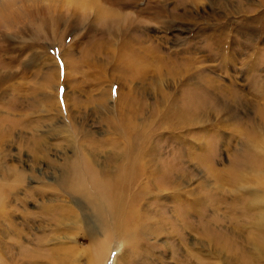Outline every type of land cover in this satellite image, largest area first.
Returning a JSON list of instances; mask_svg holds the SVG:
<instances>
[{"label":"rangeland","instance_id":"1","mask_svg":"<svg viewBox=\"0 0 264 264\" xmlns=\"http://www.w3.org/2000/svg\"><path fill=\"white\" fill-rule=\"evenodd\" d=\"M115 1L146 24L132 36L155 39L164 60L153 83L118 74L107 52L119 37L91 21L0 36V264H90L95 240L109 245L106 264H264V185L241 174L250 163H235L251 154L238 131L264 127V0ZM94 70L106 80L97 85ZM183 108L180 121L172 110ZM126 114L135 141L150 136L156 172L128 192L137 233L111 243L67 184L85 153L115 178L129 126L113 120Z\"/></svg>","mask_w":264,"mask_h":264},{"label":"bare ground","instance_id":"2","mask_svg":"<svg viewBox=\"0 0 264 264\" xmlns=\"http://www.w3.org/2000/svg\"><path fill=\"white\" fill-rule=\"evenodd\" d=\"M115 2H116L115 4H118L120 6L122 4L121 2H118V1H115ZM68 9L69 11L72 10L71 5L68 6ZM140 14H144V13H142L141 11ZM60 22L61 20L58 19L55 21V24L60 23ZM91 22L95 23L94 21H91ZM123 23H127V27L121 31L119 26H117L116 34L114 35V36H118L120 39V42L119 40H117V38L114 39V45H116V41L117 43H119L116 45L115 51L112 53L107 52L106 50L104 51H106L107 53H110V55L113 54L112 56L117 57V60L119 61L118 64L116 65V68L119 69L118 74L126 73L130 75L129 78L133 76V77L140 78L143 80H146V78H149L150 83H153V81L156 78L152 76V73L154 72L157 65L161 64V62L159 61L161 60L163 62L164 60L162 59L163 57L161 58V57L155 56L157 53L156 52L157 45H155L154 43L155 39H151L147 37L146 45H144L145 43L141 44L142 41L140 38L139 39L136 38L138 37L137 35H133V36L131 35V32H133V30L135 29L139 30L138 26L142 25V28H143L146 25L145 22L140 17L134 16L132 18L131 23H128L127 18H125ZM103 33L105 34L106 31H104ZM107 33L108 35L113 36V34H111V31ZM124 34H126L125 38L121 39V36H123ZM119 46H122L124 49L118 51ZM97 59H98L97 56H94L93 54L88 55L86 64L97 68L98 66L95 65L96 64L95 60ZM102 65L104 68V64ZM103 72L99 70V73L96 74V70H94L92 75H90L92 80L96 81L97 85L98 83L106 80V74L105 73L103 74ZM59 73H60V69L58 68V74ZM186 73L188 74V72ZM120 77H121L120 80L125 81V78L123 75H121ZM210 85H211V81H210ZM211 87H213V85ZM219 88L220 86L218 87V89ZM130 92L132 93V91ZM193 94H194V91H193ZM124 101H125V97L123 98V103H122L125 106ZM138 101L139 100L135 96L131 98V105L129 106V108H134V111H132V113L138 112L140 110L141 107L138 106L140 102ZM127 102H128V96H127ZM121 110L124 111L123 109ZM172 115L176 118H179L180 121L182 120L184 121L186 117L188 116L185 108H183L181 111L172 110ZM113 123L115 125L125 123L129 126V129L126 133L120 132V135L122 139L124 140L122 145L126 148V151L122 154H117L119 156H115V157L120 158L117 161V164L120 162V165L116 167L115 178L107 177L104 179L100 174L105 173V172L106 174L109 172H114L113 169L109 167H101V169H98L97 167L98 165L95 166L93 163L94 161L92 162L91 160L92 158L89 156V154L87 155V153H85L84 156L81 157L83 158L82 165L78 161L74 163L73 165H70V170H72V176L69 180V183L67 184L69 189L74 190L76 193L84 196V198L89 202V204L93 206V209L95 210V213H96V217L99 218L100 223L102 224L103 236L108 237L110 239L109 242L111 243L114 241L123 242V240H128L131 238L132 235L137 233V230H138L137 223L140 220V218L137 221L138 211H135L133 209V206H135L134 200H137L138 197L134 195L129 196L128 192H130L132 187H135V186L137 187L138 185H142L143 183L152 179V176H155L154 171L156 170L155 169L156 167L154 168L153 172L148 169V167L154 162L153 156H154V149H155V147H153L152 144H148L150 140V136H148V134L146 136H139L138 137L139 140L135 141L134 139L135 136H133V134L139 126L136 127L134 125L136 122L131 117H129V115L127 114L122 115L120 119L118 118V120L114 119ZM116 128L119 130L118 127ZM146 145H147V149H146ZM123 158H126V160L121 162ZM87 174H89L91 178L89 182L87 181V178H86ZM146 188L147 186H143L144 192H146ZM93 245L95 248H91V250L94 249L95 251L93 254V258L90 259V264H106L107 263L106 261L108 260L107 258L108 253L110 252L109 251L110 249H108L109 245L106 243L105 240L104 242L102 241L99 242L95 240V243Z\"/></svg>","mask_w":264,"mask_h":264},{"label":"clouds","instance_id":"3","mask_svg":"<svg viewBox=\"0 0 264 264\" xmlns=\"http://www.w3.org/2000/svg\"><path fill=\"white\" fill-rule=\"evenodd\" d=\"M135 15L134 10L109 0H0V36H11L22 28L43 32L46 22L69 17L85 24L94 21L97 28L115 35L117 26L122 31L127 27L124 19L131 23ZM238 135L251 146V154L235 157V163H250L252 171L240 167L241 174L264 185V127L240 129Z\"/></svg>","mask_w":264,"mask_h":264},{"label":"snow or ice","instance_id":"4","mask_svg":"<svg viewBox=\"0 0 264 264\" xmlns=\"http://www.w3.org/2000/svg\"><path fill=\"white\" fill-rule=\"evenodd\" d=\"M61 75H64V66L63 63H61ZM114 93H118V87L113 89Z\"/></svg>","mask_w":264,"mask_h":264}]
</instances>
